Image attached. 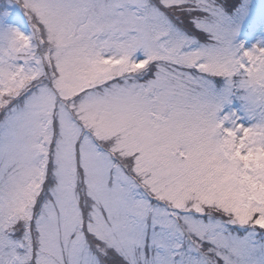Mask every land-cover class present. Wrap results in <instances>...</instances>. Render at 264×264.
<instances>
[{
    "label": "snow or ice",
    "instance_id": "1",
    "mask_svg": "<svg viewBox=\"0 0 264 264\" xmlns=\"http://www.w3.org/2000/svg\"><path fill=\"white\" fill-rule=\"evenodd\" d=\"M0 264H264V0H0Z\"/></svg>",
    "mask_w": 264,
    "mask_h": 264
}]
</instances>
